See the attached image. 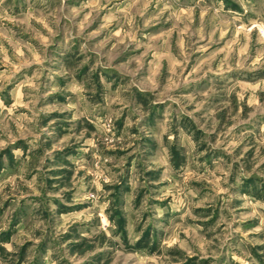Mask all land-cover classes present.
<instances>
[{
  "label": "rangeland",
  "instance_id": "obj_1",
  "mask_svg": "<svg viewBox=\"0 0 264 264\" xmlns=\"http://www.w3.org/2000/svg\"><path fill=\"white\" fill-rule=\"evenodd\" d=\"M0 264H264V0H0Z\"/></svg>",
  "mask_w": 264,
  "mask_h": 264
}]
</instances>
